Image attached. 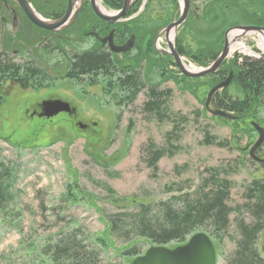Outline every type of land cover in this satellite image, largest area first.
<instances>
[{
    "label": "rangeland",
    "instance_id": "obj_1",
    "mask_svg": "<svg viewBox=\"0 0 264 264\" xmlns=\"http://www.w3.org/2000/svg\"><path fill=\"white\" fill-rule=\"evenodd\" d=\"M176 1L174 6L171 0H153L148 7L152 25L158 30L153 48L159 54L165 55L164 51H168L162 29L178 19L183 7L180 0ZM197 6V2L190 1L188 15L196 11ZM159 18L169 24L161 26ZM238 40L232 43L226 62H230L234 54L264 57V35L250 33ZM186 41L189 42L188 37ZM90 46L91 41H88L80 48ZM131 53L134 55L135 51ZM48 60L49 66L59 63L57 58ZM182 61L192 70L206 68L183 58ZM158 67L148 69L145 65L144 71L149 70L150 85L170 92L167 107L172 115L163 124L142 112L146 100L144 92L134 103L119 108L112 97L104 94L103 83L90 87L58 80L39 91L13 87L8 92L0 104V163L14 166L15 180L13 197L7 203H0V264H54L40 256V250L49 246L51 253L53 244L65 242L67 238L80 241L87 252L93 251L95 249L86 243L87 237H108L103 212H133L140 203L152 204L155 208L156 203L185 193L193 198L209 168L223 170L228 165L242 163L241 169L228 175L233 187L226 205L235 209L244 203V188L252 179L264 177L259 164L249 157V150L258 139L251 119L241 118L253 129L242 132L240 124L235 128L233 121L224 122L210 116L204 107L212 88L210 78L183 81L177 68L163 66L166 73H161ZM59 71L57 74L61 76L64 68ZM169 73L176 79H169ZM227 93L236 97L238 89L230 86ZM48 100L66 102L76 114L69 117L61 113L51 119L33 116L34 111H39L38 105ZM178 118L184 121L180 123ZM78 124L86 127L81 129ZM173 126L181 132L180 137L167 142L166 135ZM206 133L220 141L231 142V149L204 145L202 140ZM232 136L236 138L233 140ZM262 144L255 155L264 160V141ZM154 147L170 151L152 171L147 167L145 155ZM177 189L183 191L177 193ZM6 204L8 210L4 213ZM237 220L249 223L250 216L246 212L230 216V226L220 250L215 242L213 244L216 264H227L230 259L234 250L230 237H235ZM109 241L112 244L109 251L95 253L94 264H131L134 259L120 255L128 245ZM134 243L139 244L142 255L154 247L141 240ZM164 247L173 249L177 245L171 243Z\"/></svg>",
    "mask_w": 264,
    "mask_h": 264
},
{
    "label": "trees",
    "instance_id": "obj_2",
    "mask_svg": "<svg viewBox=\"0 0 264 264\" xmlns=\"http://www.w3.org/2000/svg\"><path fill=\"white\" fill-rule=\"evenodd\" d=\"M152 1L144 2L143 10L136 19L120 25L121 39L125 40V37L129 36L128 42L118 49L123 52V60L113 58L103 49H96L74 53L68 62L49 66L34 61L14 62L6 54L0 53V104L13 87L39 91L50 87L58 80L90 87L103 83L104 94L112 97L117 107L134 103L138 95L144 92L146 100L141 110L146 117L152 118L159 124L169 121L172 115L167 107L170 92L160 91L156 85H150L147 75L149 70L146 73L144 71L145 65L148 69L150 66L159 65L161 73H166L163 66L176 68L171 57L160 55L153 48V40L158 30L150 19L148 7ZM171 1L174 6L177 4L176 0ZM190 1L197 2L198 6L178 28L174 45L181 58L197 67H207L216 60L222 50L224 34L228 29L244 25L264 26L262 0ZM102 3L106 8L117 11L122 8L123 0H102ZM142 4L143 0L136 1L131 14L136 13ZM157 21L161 26L169 24L168 21L161 22L160 18ZM186 37L189 38V42L186 41ZM132 51H135L134 55ZM62 68L64 73L58 76L57 72ZM207 77L211 79L212 87L217 82L231 78L229 85L213 96L212 104L216 109L237 117V120L231 122L235 128L240 124L242 132L253 130L241 121V118H250L251 124H256L264 130L263 59L256 60L234 54L230 62L225 61L215 74ZM168 78L176 79L171 74ZM182 80L193 79L182 77ZM233 85L238 89L239 97H232L227 93L228 87ZM182 119L178 118V121L181 123L184 121ZM218 119L228 122L222 118ZM180 133L177 126H173L166 135L167 142L177 140ZM235 138L236 136H232L233 140ZM202 143L206 146L231 149V142L220 141L208 133L204 134ZM262 146L263 144L259 149ZM169 151L163 148H149L145 155L147 167L155 171L159 161L166 157ZM248 163L252 162L248 161ZM257 164L264 173V163ZM13 167L3 166L0 163V203L2 201L7 203V200L13 197L12 187L15 180ZM241 167L242 163H235L223 170L209 168L206 172L207 177L201 179L199 192H196L193 198L191 194L185 193L172 196L169 201L158 202L155 208L152 204L140 203L133 212L122 214L103 212L109 239L112 242L128 245V248L122 250L121 258L135 259L142 255L139 244L134 243L136 240L148 242L154 247H164L171 243L180 246L191 236L201 232H205L220 250L230 226V216L234 213L238 216L246 212L250 216V222L237 220L235 237L234 239L230 237L234 250L227 264H264V177L252 179L244 188L242 205L235 209L226 205L233 187L228 175ZM175 191L179 193L183 190ZM156 209L157 214H154ZM7 210L6 204L4 213H7ZM108 237L107 239L87 237L86 243L95 249L90 252L83 248L80 241L67 238L65 242L63 240L53 244L54 250L51 253L49 246H44L39 255L54 264H94L95 253L109 251L111 242Z\"/></svg>",
    "mask_w": 264,
    "mask_h": 264
},
{
    "label": "flooded vegetation",
    "instance_id": "obj_3",
    "mask_svg": "<svg viewBox=\"0 0 264 264\" xmlns=\"http://www.w3.org/2000/svg\"><path fill=\"white\" fill-rule=\"evenodd\" d=\"M25 1L30 6L33 15L46 22L56 23L62 21L67 15V19L61 27L54 32H50L36 27L28 19L18 0H0V53L6 54L14 62L34 61L40 65L49 62L48 58H57L59 62H68L74 53H83L96 49H103L109 52L113 58L116 57L118 60H123V52L118 51V49L128 42L129 36L127 35L125 40L121 39L120 25L132 22L142 12L144 6L143 2L140 9L136 13L131 14L134 4L138 1L131 0L126 16L116 23H110L100 19L94 13L93 5L101 13L109 17H112L122 8L117 11L108 9L103 5L102 0ZM262 1L264 2V0ZM105 10L111 11V13H107ZM254 27L264 29L262 25ZM163 36L165 37V35ZM156 37H154V40ZM88 41H91L90 48H80ZM165 55L169 56L166 53ZM249 58L263 59V57L255 56H249ZM220 82H217L214 86ZM71 109L74 108L71 107ZM38 110V112L34 111V116L40 113V109ZM62 114L73 117L76 111L74 109L71 114ZM82 126L86 127L85 125Z\"/></svg>",
    "mask_w": 264,
    "mask_h": 264
},
{
    "label": "water",
    "instance_id": "obj_4",
    "mask_svg": "<svg viewBox=\"0 0 264 264\" xmlns=\"http://www.w3.org/2000/svg\"><path fill=\"white\" fill-rule=\"evenodd\" d=\"M182 2V10L178 19L166 26L161 32L165 35L166 45L168 51L166 53L172 59L173 64L178 69L181 76L188 79H201L212 74H215L222 63L228 58L230 47L232 43L228 41V35L233 32H239L237 40L242 38L246 34L256 33L258 35H264V29L254 26H236L228 29L224 34V44L219 56L216 60L208 67L201 70H189L185 67L182 58L177 54L174 45V39L169 40V35L175 34L176 30L185 22L190 8L189 0H180ZM21 8L27 15L28 19L38 28L50 32H54L61 27L66 21L67 15L62 21L56 23L46 22L42 19L37 18L33 15L30 6L25 0H18ZM131 0H123L122 9L115 13L112 17L101 13L93 5L94 13L102 20L110 23H116L124 18L128 12ZM70 5L68 7L69 11ZM160 32V33H161ZM112 49V48H111ZM264 60V57H263ZM231 78L229 77L226 81L220 82L213 86L207 93L205 100V111L212 117L222 118L226 121H233L237 119L233 114L216 109L212 104L213 96L223 90L229 85ZM40 113L36 116L43 119H51L58 114L67 113L71 114L72 110L70 105L60 100H48L41 102L39 105ZM35 115V112L32 114ZM252 128L257 132L258 139L255 144L249 150V157L256 163L263 164L264 160L259 159L255 152L259 149L264 141V130L256 124H251ZM78 127L83 129L84 126L78 124ZM131 264H216V252L213 243L208 235L204 233H197L191 236L187 242L183 245L177 246L173 249H167L165 247H150L145 251L142 256L135 258Z\"/></svg>",
    "mask_w": 264,
    "mask_h": 264
},
{
    "label": "bare ground",
    "instance_id": "obj_5",
    "mask_svg": "<svg viewBox=\"0 0 264 264\" xmlns=\"http://www.w3.org/2000/svg\"><path fill=\"white\" fill-rule=\"evenodd\" d=\"M238 34H239V32H236V31H233V32H231L229 35H228V41L230 42V43H235V42H239V40H237V37H238ZM172 36H173V34L171 33L170 35H169V40H171L172 39ZM241 43V49L242 50H244V48H245V46H244V44L242 43V42H240ZM245 51V50H244ZM187 65L185 64V67H186ZM187 68V67H186ZM187 69H189V68H187ZM189 70H192V69H189Z\"/></svg>",
    "mask_w": 264,
    "mask_h": 264
}]
</instances>
